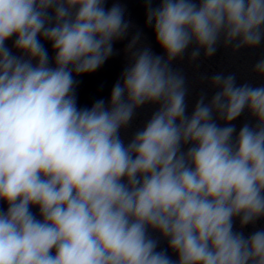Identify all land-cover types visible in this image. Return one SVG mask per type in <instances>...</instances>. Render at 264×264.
I'll list each match as a JSON object with an SVG mask.
<instances>
[{
    "label": "clouds",
    "instance_id": "clouds-1",
    "mask_svg": "<svg viewBox=\"0 0 264 264\" xmlns=\"http://www.w3.org/2000/svg\"><path fill=\"white\" fill-rule=\"evenodd\" d=\"M103 4L0 0V200L9 206L0 211V264H174L147 226L169 239L178 264H264V230L233 231L236 216L241 225L264 216V87L217 75L222 91L187 117L183 79L144 50L113 87L110 110L103 100L78 109L73 70L95 71L128 27L119 5ZM50 7L57 23L46 27ZM153 21L169 60L193 40L211 55L222 32L237 47L259 44L264 0H162L148 11ZM13 35L35 66L5 47ZM148 101L161 108L125 147L119 129ZM245 107L259 125L233 142L234 126L214 123L213 109L231 122ZM181 142L195 146L180 153Z\"/></svg>",
    "mask_w": 264,
    "mask_h": 264
}]
</instances>
